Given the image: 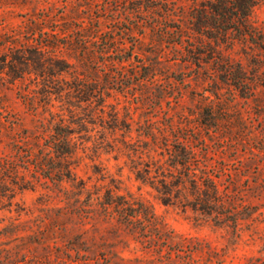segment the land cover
I'll list each match as a JSON object with an SVG mask.
<instances>
[{
  "label": "rangeland",
  "instance_id": "1",
  "mask_svg": "<svg viewBox=\"0 0 264 264\" xmlns=\"http://www.w3.org/2000/svg\"><path fill=\"white\" fill-rule=\"evenodd\" d=\"M162 1L0 0V264H264V0Z\"/></svg>",
  "mask_w": 264,
  "mask_h": 264
},
{
  "label": "trees",
  "instance_id": "2",
  "mask_svg": "<svg viewBox=\"0 0 264 264\" xmlns=\"http://www.w3.org/2000/svg\"><path fill=\"white\" fill-rule=\"evenodd\" d=\"M261 0H209L204 7H207L210 11L211 18L215 20V33L218 35H227L229 31L237 30L241 35L247 37L249 34V26L247 20L255 7ZM162 17L167 21L166 23L176 22V5L173 0L162 1ZM218 18H221V24H218ZM167 32L171 33L174 38H178L180 41L183 38L177 31L176 25H166ZM208 28V27H207ZM209 30V29H208ZM212 32V29L210 30ZM217 36V35H216ZM42 53V49H39ZM44 52V51H43ZM188 162V161H187ZM185 164V163H184ZM129 217L137 218L141 215L136 213L135 215L126 214ZM171 255V253H170ZM169 258V257H168ZM171 260V259H170ZM154 264V263H145ZM162 264V263H161ZM163 264H185L183 261H173Z\"/></svg>",
  "mask_w": 264,
  "mask_h": 264
}]
</instances>
